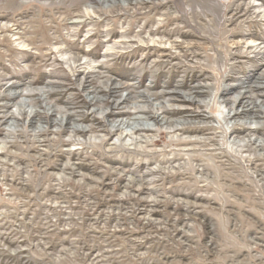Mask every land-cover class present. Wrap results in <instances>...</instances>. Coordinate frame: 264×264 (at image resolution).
Here are the masks:
<instances>
[{
  "label": "rangeland",
  "instance_id": "374dc122",
  "mask_svg": "<svg viewBox=\"0 0 264 264\" xmlns=\"http://www.w3.org/2000/svg\"><path fill=\"white\" fill-rule=\"evenodd\" d=\"M261 19L264 0H0V264H264V117L214 100L257 72Z\"/></svg>",
  "mask_w": 264,
  "mask_h": 264
},
{
  "label": "bare ground",
  "instance_id": "6f19581e",
  "mask_svg": "<svg viewBox=\"0 0 264 264\" xmlns=\"http://www.w3.org/2000/svg\"><path fill=\"white\" fill-rule=\"evenodd\" d=\"M236 8L237 9H235V10L233 9V13L231 15H228V17L226 19L227 22L230 23V24L233 23L238 18H241V17H244L245 15H248V13L250 11H252V9L254 8V5H248L244 9L240 8L239 6L236 7ZM230 9H232V8H230ZM255 14L258 17L260 16V12H257L256 11ZM261 20H263V19H261ZM230 33H231L230 35H232V36H246V35H249V33H243V32H240V31H237V30H234V29H231L230 30ZM241 46H242V42H240V41L239 42H235V47L238 48V51H240L239 49H240ZM257 47H259V49L256 50V53H255V55L253 57L257 61L258 70L255 73V75L252 78V80L249 81V82H247L241 88L240 87H237V86H232L229 89L221 90L219 92V95L217 97H214V100L216 102H221V103L226 104V105H228V104H230V105L231 104H234V106H231L230 107L229 113L224 116V120H226V121H229V120H232V119H236V118L258 119V118L264 117V106L262 107V105H264V84H262V83H264V37L262 38V41L259 42V44H258ZM252 48L253 47L250 44L247 46V49L248 50L249 49H252ZM240 52L235 53L234 57L235 58L247 57V54L246 53H244V52L243 53H240ZM14 86H16V84H11L9 86V88L14 87ZM238 88H240V90H238ZM232 91H236L235 93H237V94L236 95L235 94H230ZM252 91H255V95H253L251 93ZM100 92H102V91H100ZM108 93L109 94L113 93V88L112 87H109L108 88ZM8 94H10V93H8ZM8 94L6 92H4L2 94V97L3 98L10 97L11 99H15V98L19 97L20 95H22L23 92L14 93V94H12L10 96ZM35 95H39V94L37 92H35V91H29V92L26 93V96H30V97L31 96H35ZM143 97L144 98H147L146 96H143ZM256 97H260L262 99L261 102H260V104H258V103L255 102V98ZM125 100H126V98L124 100H121L120 102H118L116 105L113 106L112 103H111V101H108V99H104V101H105L106 104H111V107L110 108H119L120 107L119 105H121V103L125 102ZM145 100L147 101V99H145ZM98 101H99V99H96V101H94V99H89V100H86V103H88L89 105H91V104H95ZM84 102H85V100H84ZM18 105H19L18 107H19L20 114L21 115H24L27 112L26 109H25V107H24L25 103L24 102H19ZM9 107L10 106H6V108H9ZM152 109L151 108H145V107H139V108L134 109L133 111H130L129 110L132 113H130L129 111H128V113H126L127 111H120V112H118V114H123V113H126V114H129V113L130 114L147 113L149 115L145 116V118L148 117V118L154 119L155 121H158V118H159L160 115L157 114L158 112L156 113V112L152 111ZM164 112L165 113L167 112L165 108L163 109V111L161 113H164ZM53 113H54V110H52L51 113H49L48 116L45 115L43 118H48V121H49V124L50 125L55 124V125L60 126L59 133H62V132L67 131L68 130V127H69L68 125L70 124V126H71V124H72V121H71L72 118L71 117L74 115V113L73 112H68V110H67V112L65 111V113H66L65 114L66 115L65 122L60 121L59 119H56V118L55 119H52L51 116L53 115ZM37 114H39V113L35 112L33 114V116L30 119V122L31 123H33V118ZM46 114H48V113H46ZM93 114H94V111H92L90 114H88V113L83 114V116H82V118L80 120L81 121H87L88 119H90V116H92ZM109 115H114L113 111H110L109 112ZM10 116H14V115L12 114ZM49 116H50V118H49ZM138 117L137 118L134 117V119H139ZM202 117L203 118H206V116H204L203 113H202ZM135 121H137V120H135ZM132 122H134V121L132 120ZM124 124H125L124 122L120 121L117 127H114V128L110 127V133H108V134L110 136L111 135H114L116 133V131L119 130V129H121V126L124 125ZM136 124H139L138 121H137ZM71 127H72V131L74 133H80V132L83 131L82 128H79L77 126H71ZM218 128L222 129L221 132L223 134L224 133H230L231 134V133L236 132L238 130V127L237 126L231 125L230 126V130L227 131L226 127L223 126L221 122H220V124H218ZM245 128H247L246 122L244 124V129H242V130H245ZM200 129L201 130H204V128H200ZM48 131H49V129H40L39 132H38V134H44V133H46ZM106 140H107V138L104 139V141H106ZM64 142H68V141H64ZM253 143L254 142H252V144ZM248 145L249 144H246L245 146H248ZM258 145L259 146H263L264 144H261L260 143Z\"/></svg>",
  "mask_w": 264,
  "mask_h": 264
}]
</instances>
